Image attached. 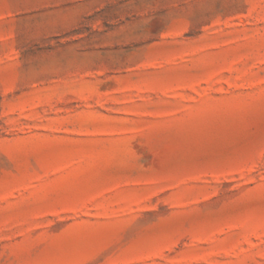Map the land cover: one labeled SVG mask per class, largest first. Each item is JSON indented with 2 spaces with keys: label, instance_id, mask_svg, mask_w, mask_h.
Segmentation results:
<instances>
[{
  "label": "rangeland",
  "instance_id": "obj_1",
  "mask_svg": "<svg viewBox=\"0 0 264 264\" xmlns=\"http://www.w3.org/2000/svg\"><path fill=\"white\" fill-rule=\"evenodd\" d=\"M0 264H264V0H0Z\"/></svg>",
  "mask_w": 264,
  "mask_h": 264
}]
</instances>
